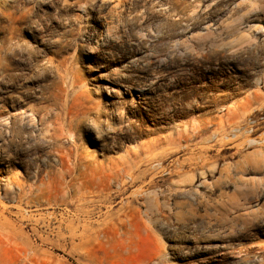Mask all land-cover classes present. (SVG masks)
<instances>
[{
    "label": "rangeland",
    "instance_id": "1",
    "mask_svg": "<svg viewBox=\"0 0 264 264\" xmlns=\"http://www.w3.org/2000/svg\"><path fill=\"white\" fill-rule=\"evenodd\" d=\"M257 151L264 0H0V264H264Z\"/></svg>",
    "mask_w": 264,
    "mask_h": 264
},
{
    "label": "bare ground",
    "instance_id": "2",
    "mask_svg": "<svg viewBox=\"0 0 264 264\" xmlns=\"http://www.w3.org/2000/svg\"><path fill=\"white\" fill-rule=\"evenodd\" d=\"M108 31V30H107ZM215 44V43H214ZM250 142L252 144L253 141H251L250 139ZM249 142V143H250ZM258 150V149H257ZM263 156H262V151H257V160H256V163L258 164V167L259 168H262L264 170V161H263ZM65 171V170H63ZM64 174V173H63ZM61 174L60 175V178L58 177L57 179L55 178V176L51 175L49 173V175L47 176V179L46 181H43L41 186H36L35 188H29V191H27L24 187L23 184H21L20 182H17L16 183V188H17V192H16V197H18V201H21L23 198H27L28 196L31 195L32 192H34L33 189H37V191H39V193H43L45 190L47 191L48 187L51 186V184L55 183L56 186L54 187L55 190H57L56 187H58V194H62V196H64L63 194L65 193V188H66V185H65V182H64V175ZM52 187V188H53ZM258 187L261 189V190H264V174H263V178H261L258 182ZM51 188V189H52ZM247 191V190H246ZM56 192V193H57ZM7 193V192H5ZM47 193V192H46ZM44 193V194H46ZM245 194V193H244ZM247 195V194H246ZM4 196V195H3ZM45 196V195H44ZM43 197V196H42ZM245 198V197H244ZM14 200V199H13ZM263 200H261L262 202ZM236 203V202H235ZM264 215V213H262ZM262 215V216H263ZM1 226V225H0ZM8 231V230H7ZM8 234V233H7Z\"/></svg>",
    "mask_w": 264,
    "mask_h": 264
}]
</instances>
